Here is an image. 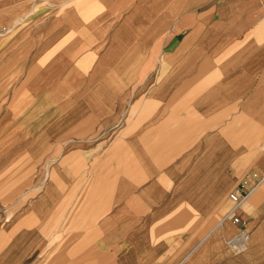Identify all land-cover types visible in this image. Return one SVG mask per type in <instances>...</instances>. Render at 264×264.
<instances>
[{
  "label": "crops",
  "instance_id": "0c3cea01",
  "mask_svg": "<svg viewBox=\"0 0 264 264\" xmlns=\"http://www.w3.org/2000/svg\"><path fill=\"white\" fill-rule=\"evenodd\" d=\"M0 264H264V0H0Z\"/></svg>",
  "mask_w": 264,
  "mask_h": 264
},
{
  "label": "built area",
  "instance_id": "2783aa9c",
  "mask_svg": "<svg viewBox=\"0 0 264 264\" xmlns=\"http://www.w3.org/2000/svg\"><path fill=\"white\" fill-rule=\"evenodd\" d=\"M230 198L233 200L235 205H240L243 201V198L236 192L231 193ZM226 219H231L235 223L241 225L238 233L234 237L230 238L228 240V243L236 250H242L246 248L249 244L250 234L246 231L240 217L236 216L234 213H231L230 215H228V217L224 218L223 221Z\"/></svg>",
  "mask_w": 264,
  "mask_h": 264
}]
</instances>
